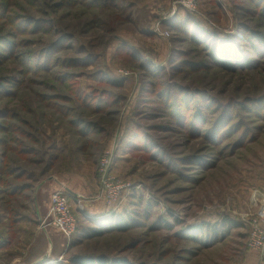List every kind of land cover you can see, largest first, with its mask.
Returning <instances> with one entry per match:
<instances>
[{
	"label": "rangeland",
	"instance_id": "rangeland-1",
	"mask_svg": "<svg viewBox=\"0 0 264 264\" xmlns=\"http://www.w3.org/2000/svg\"><path fill=\"white\" fill-rule=\"evenodd\" d=\"M176 1L0 0V264L48 243L37 264H256L264 0ZM105 158L121 191L95 215ZM59 181L83 201L76 237L42 225ZM112 213L128 228L92 221Z\"/></svg>",
	"mask_w": 264,
	"mask_h": 264
},
{
	"label": "built area",
	"instance_id": "built-area-1",
	"mask_svg": "<svg viewBox=\"0 0 264 264\" xmlns=\"http://www.w3.org/2000/svg\"><path fill=\"white\" fill-rule=\"evenodd\" d=\"M197 0H177L175 2L176 7H184L186 9L193 10L196 8ZM108 157V155L106 156ZM103 160L105 164V172L103 173L102 183L104 187H110L108 197L104 196V200L100 197H96L95 201L103 200L107 208L112 209L121 191L119 185L112 187L110 184V178L107 177V171L109 170L111 160ZM101 183V184H102ZM103 186V185H102ZM77 209L83 210V201L79 197L75 199ZM73 202V200H72ZM71 197L62 188H56L52 191L50 196V203L46 212V215L42 218V225L50 224L54 228L58 229L67 238H72L78 230V219L72 208ZM250 230L247 238V248L256 252L258 255V261L256 264H264V198L260 202V206L256 214L249 220Z\"/></svg>",
	"mask_w": 264,
	"mask_h": 264
},
{
	"label": "crops",
	"instance_id": "crops-1",
	"mask_svg": "<svg viewBox=\"0 0 264 264\" xmlns=\"http://www.w3.org/2000/svg\"><path fill=\"white\" fill-rule=\"evenodd\" d=\"M52 186H53V188L51 189V191L49 193V196H48V200L46 202V209H48V206H49V203H50L51 193L56 188H62V189H64L65 191H67V193L69 194L70 197L71 196L72 197H75V196H77L80 193V192L76 191L75 189H73V187L71 185H67V184H65L63 182H60V181L57 182L56 184L53 183ZM89 192H93V191L90 190V189H88V193ZM72 204H75V203L72 202ZM30 209L32 210L31 214H32L33 218L36 219V221H38V219H40V218L43 217L44 212L42 211L43 210V207L41 205L40 206L33 205V206L30 207ZM106 210H107V206L104 203V201H102V200L92 201L91 203H89V205H86V211L88 213L90 212V213L95 214V215L103 214V213H105ZM46 212H47V210H46ZM40 230L44 234L46 233L45 234L46 237L47 236L50 237L49 229H45V230L40 229ZM53 249H54L53 243L52 244L48 243L47 244V247L45 249L37 250L34 254H32L31 256L27 257L28 258V261L25 260L26 261L25 264H37V263L43 261L44 259L48 258L50 256V254H55V252H53ZM251 255L254 257L253 254H251ZM257 261H258V258H257ZM257 261H256V263H257Z\"/></svg>",
	"mask_w": 264,
	"mask_h": 264
},
{
	"label": "trees",
	"instance_id": "trees-1",
	"mask_svg": "<svg viewBox=\"0 0 264 264\" xmlns=\"http://www.w3.org/2000/svg\"><path fill=\"white\" fill-rule=\"evenodd\" d=\"M188 21H190V20H188ZM174 23H176L175 21H174ZM187 23V22H186ZM181 25V24H180ZM182 25H184V26H186L185 24H182ZM187 27V26H186ZM224 34V33H223ZM223 36V35H222ZM224 39H227V36L226 37H224ZM86 216V215H85ZM122 216L123 215H121L120 213H117V214H110V215H108L107 217H102V218H95V219H93L92 221L93 222H96V224H98V226L99 227H103V226H105L106 224H117L118 225V227H120V229H126V228H128L127 227V225L125 224L126 223V221L124 220V219H122ZM86 219H88L87 217H86ZM203 224V223H202ZM202 224H200V225H197V226H204V225H202ZM220 224V223H219ZM221 224H223V226H227L228 228L229 227H232V226H235V225H237V223H235L234 221H232L231 219H229V218H225V220L223 221V222H221ZM192 227H195V226H192ZM207 227L210 229V230H212V229H217L218 227H217V225H214V227H211V225H207ZM82 230H83V228H81V226L79 225V223H78V230H77V232L74 234V236L73 237H76V236H78L81 232H82ZM100 230H94V232L92 233V234H94V236L95 235H98V234H100ZM121 261V263H123V264H128V262H127V260H125V259H122V260H120ZM73 262L75 263V264H108V260L106 261L105 260V258H101L100 256L98 257V258H96V259H94V258H85V259H83V258H81V257H75L74 259H73ZM112 262H115V264H118L119 263V261L118 260H116V259H114V260H112Z\"/></svg>",
	"mask_w": 264,
	"mask_h": 264
}]
</instances>
